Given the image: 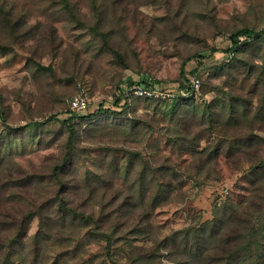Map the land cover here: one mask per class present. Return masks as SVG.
<instances>
[{"label": "rangeland", "instance_id": "obj_1", "mask_svg": "<svg viewBox=\"0 0 264 264\" xmlns=\"http://www.w3.org/2000/svg\"><path fill=\"white\" fill-rule=\"evenodd\" d=\"M69 2L72 15L65 10L62 0H0L5 11H9L11 21H8L15 26L10 33L11 23L2 22L3 13L0 12V45H7L5 51L0 50V156L7 157V160L3 157L6 162L0 166V182H6L8 186L13 184L5 180L9 173L16 177L20 173L18 169H24L30 174L45 175L47 165L64 153L66 133L60 121L69 114L68 99L76 91L78 82L82 81L89 92L87 111H94L101 102L103 107L116 110L118 108L113 101L118 85L125 87L129 79H154L160 81L156 88L173 89L179 80L182 81L179 78L181 60L175 53L204 47L207 50H202L205 56L201 64L197 58L186 63V76H191L189 71L199 66L201 84H220L227 80L235 86L245 87L247 91L253 87L255 74L247 77L246 66L231 65L227 72L219 65L228 58L226 49L231 45L229 35L233 31L244 26L253 30L263 28L264 0H163L162 3L159 0H148L147 3H143L144 0H96L95 10L92 0ZM96 22H100L101 30L109 33L110 46L124 54L127 68L115 60L109 48L90 29ZM187 35L199 36L203 42L199 45L186 43L190 40ZM210 48L218 51L210 54ZM244 55L259 64L264 56V45L258 48L247 46ZM28 57L51 65L54 74L48 71L34 73V67L26 65ZM74 59L76 65L69 67L70 60ZM65 61L68 72L62 69ZM214 97V91L203 95L198 93L192 102L180 105L177 110L183 114V110L194 103L202 104ZM132 102V117L146 119L149 127L146 124L139 125V128L127 125L125 130L114 124L77 120L81 126L80 139L72 159L79 167L77 176L84 179L87 169L90 172L99 170L97 165L117 158L120 171L114 174V178L121 188L133 182L140 169L138 162L130 165L126 150L139 149L152 165H170L173 168L178 180L174 182L176 189L170 194L172 198L156 202L158 204L153 208L139 206V211L133 213V216H145V221L150 224L147 232L122 230V241L136 245L135 256L144 248L149 254L155 249L153 264H173L163 247L165 237L173 230L197 223L198 218L199 221L211 219L222 201L235 205L242 203L248 195L252 171L247 160H238V168L235 169L220 156L215 163L216 173L212 172L211 176L204 172L196 173L190 166L194 154L181 149L171 137L165 136L166 132H173L177 123L171 112V103ZM256 103L253 96L252 106ZM52 114L56 117L43 125L44 133L40 140L37 136L28 138L26 129L20 133L8 132L7 125L21 126L30 120H45ZM193 119L190 116L187 123H194ZM204 128L206 121L199 119L198 114L192 130L203 136L199 149L207 146L208 141H217L216 134H209ZM7 139L11 140L9 148ZM262 153L264 156V150ZM52 187L45 178L41 180L33 176L24 187L14 185L10 190H18L25 195L23 200L27 204L45 198ZM87 188L80 184L74 195L77 201L87 194ZM88 203L93 202L90 200ZM69 227L65 233L74 236L70 247L51 245L44 260L49 263L62 260L64 264H91V261L81 263L78 260L87 257L90 251H98L94 238L91 235L84 237L83 227L79 231ZM37 228L38 219L35 217L30 222L28 235ZM75 247L77 252L72 253ZM128 253V244L122 243L118 257L124 259ZM92 257L96 262L101 259L99 254Z\"/></svg>", "mask_w": 264, "mask_h": 264}, {"label": "trees", "instance_id": "obj_2", "mask_svg": "<svg viewBox=\"0 0 264 264\" xmlns=\"http://www.w3.org/2000/svg\"><path fill=\"white\" fill-rule=\"evenodd\" d=\"M159 1L162 3L163 0ZM62 2L65 10L72 15L69 0H62ZM147 2L148 0H144L143 3ZM165 3L167 4V2ZM92 7L94 10L95 7L97 8L96 0H92ZM0 12L3 13L2 22L11 21L9 11H5L1 4ZM9 23H11L9 30L11 33L15 26L13 22ZM90 29L100 37L102 44L109 48L115 60L127 68L128 64L124 54L119 49L110 46L109 33L101 30L100 22L94 23ZM241 34L251 35L252 38L238 43L237 36ZM187 36L190 37V40L186 43L191 42L199 45L200 42H203L199 36ZM229 38L231 45L226 49L228 58L219 67L226 68L228 72L231 65L246 66L247 77L255 74L253 87L249 91L245 87L235 86L227 80H223L220 84L211 82L201 84L200 82L199 88L193 90L190 76L185 74V65L194 58H197L198 63L201 64L202 57L205 56L202 50L206 51L207 48L202 47L199 50L189 48L185 53H175L181 60L179 78L182 79V82L184 79L188 86L186 95H176L172 98L126 95L124 87L118 85V91L115 93L117 96L113 101L118 108L116 110L103 107V102L94 111L86 110V113L83 114L68 108V116L60 121L66 133L63 143L64 153L47 165L46 174L34 175L27 170L18 169L20 173L16 177L9 173L8 179H5L11 181L12 186L24 187L33 176L39 177L41 180L45 178L53 185L50 194L39 202L33 200L25 204L23 200L25 195H22L18 190L13 192L10 190L12 186H8L6 182H0V264H64L61 262L62 260L49 263L44 259L47 256L46 253H49L51 245L70 247L74 236H70L72 233H65L66 229L70 228L69 226L78 231L80 227L85 228L84 237L91 235L95 244L98 245V251H90L87 257L80 258L78 262L153 264L155 249L149 254L148 250L144 248L135 256L136 245L131 241H122V230L126 229L132 233L147 232L150 224L145 221V216L136 213L137 216H133V213L136 210L139 211V206L153 208L164 199L172 198L170 194L173 189H176L174 182L178 180V175L174 174L173 168L170 165V167L152 165L139 149L126 150L130 165L134 166L138 162L140 169L134 175V181L121 188L116 184L114 178V174L117 175L116 173L120 171V163L117 158L97 165L99 170L90 172L87 169L84 179L77 176L79 167L72 159L73 153L79 145V129L81 127L79 121L114 124L125 130L127 125L139 128V125L146 124L149 127V121L146 119L132 117V100L171 103V112L177 119V123L173 132H166L165 136L171 137V140L180 145L181 149L194 154L190 166L196 173L204 172L206 176H211L212 172L216 173L218 170L216 171L215 163L220 156L230 162L235 169L238 168V160H247L252 171L253 178L248 180L250 185L248 195L242 203L235 205L222 201L219 207H216L215 214L211 219L199 221L198 218L197 223L192 222L180 229L173 230L165 237L163 247L168 251V257L173 264H264V156L262 155L264 150V56L261 63L258 64L244 55L247 46L258 48L264 45V26L259 30L244 26L233 31ZM6 49L7 45H0L1 51ZM209 51L210 54H213L218 49L210 48ZM74 54L78 55V52ZM229 54L231 55L229 56ZM66 63L65 61L62 69L68 72ZM26 65L33 66L34 73L44 74V71H48V73L54 74L51 65L35 62L29 57ZM75 65L76 60H70L69 67ZM199 69L197 66L189 71L192 72L191 76L199 78ZM180 82L181 80L178 81V83ZM158 83L160 81H154V79L139 81L129 79L126 85L143 84L156 87ZM209 91L215 93L213 100L204 101L202 104L194 103L190 108L184 109L183 114L177 110L180 105L192 102L196 94L203 95ZM251 94L256 98L255 106H252L253 96ZM198 114L199 119L206 121V128L203 130L217 136V138L215 136L217 139L214 141L215 143L208 141L206 137L208 144L202 149L199 147L203 136L199 131L192 130ZM190 116L195 118L192 120L194 123H187ZM55 117L56 115L52 114L45 120H30L21 126L7 125L8 132L11 134L20 133L26 129L29 133L26 135L28 138L33 139L37 136L40 140L44 133L43 125ZM10 144L11 140L7 139L8 148ZM3 157L7 160L6 155L0 156V166L6 162L2 160ZM8 168L10 169V167L4 169ZM82 183L88 187L87 194L77 201L74 195ZM153 186L156 188L155 191ZM90 200L93 203H88ZM35 217L38 219V228L33 234L28 235L30 222ZM61 238L65 240H61ZM122 243L129 246V253L124 255V259L118 257ZM75 251L77 252V247L73 248L72 253ZM95 254L101 255L98 262L93 260L92 256Z\"/></svg>", "mask_w": 264, "mask_h": 264}, {"label": "built area", "instance_id": "obj_3", "mask_svg": "<svg viewBox=\"0 0 264 264\" xmlns=\"http://www.w3.org/2000/svg\"><path fill=\"white\" fill-rule=\"evenodd\" d=\"M264 15V7H263ZM252 36L247 34H241L237 36L238 43L251 40ZM231 54H229L230 56ZM190 84L193 90H197L200 86V79L195 76H190ZM126 95L134 94L139 96L155 97V98H172L176 95H186L188 86L185 82H180L173 89L170 88H156L152 86H145L143 84L125 85L124 87ZM90 104V97L87 87L84 83L78 82L76 91L69 97L68 106L72 111L83 112L88 109Z\"/></svg>", "mask_w": 264, "mask_h": 264}, {"label": "crops", "instance_id": "obj_4", "mask_svg": "<svg viewBox=\"0 0 264 264\" xmlns=\"http://www.w3.org/2000/svg\"><path fill=\"white\" fill-rule=\"evenodd\" d=\"M134 81V80H133Z\"/></svg>", "mask_w": 264, "mask_h": 264}]
</instances>
